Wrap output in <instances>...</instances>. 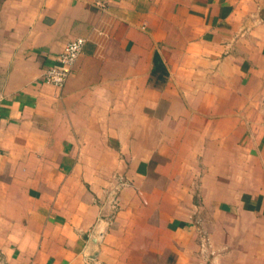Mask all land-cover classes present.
<instances>
[{
    "label": "crops",
    "instance_id": "crops-1",
    "mask_svg": "<svg viewBox=\"0 0 264 264\" xmlns=\"http://www.w3.org/2000/svg\"><path fill=\"white\" fill-rule=\"evenodd\" d=\"M107 1L0 0V264H264V0Z\"/></svg>",
    "mask_w": 264,
    "mask_h": 264
},
{
    "label": "built area",
    "instance_id": "built-area-1",
    "mask_svg": "<svg viewBox=\"0 0 264 264\" xmlns=\"http://www.w3.org/2000/svg\"><path fill=\"white\" fill-rule=\"evenodd\" d=\"M107 2V0H96V4L100 8H106ZM85 41L84 37L71 39L58 56V62L45 70L43 74L44 80L59 87L63 86L73 72V66L82 52ZM116 204H114V207ZM100 222L103 225L108 224V220L102 217Z\"/></svg>",
    "mask_w": 264,
    "mask_h": 264
},
{
    "label": "water",
    "instance_id": "water-1",
    "mask_svg": "<svg viewBox=\"0 0 264 264\" xmlns=\"http://www.w3.org/2000/svg\"><path fill=\"white\" fill-rule=\"evenodd\" d=\"M111 202H109V207L111 206L110 204ZM103 216H109V213H108V205L104 208V211H103ZM100 239H101V235H100V229L97 228L95 231H94V234L91 238V244H90V252L88 253V255L91 257V258H95L98 254V251H99V242H100Z\"/></svg>",
    "mask_w": 264,
    "mask_h": 264
}]
</instances>
